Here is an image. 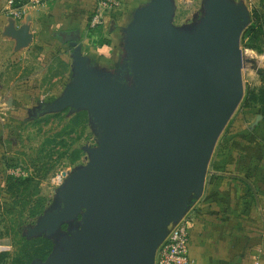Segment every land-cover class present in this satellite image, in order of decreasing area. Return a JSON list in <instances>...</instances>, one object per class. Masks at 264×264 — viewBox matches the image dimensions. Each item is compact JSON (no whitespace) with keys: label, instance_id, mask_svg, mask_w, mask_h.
<instances>
[{"label":"water","instance_id":"95a60500","mask_svg":"<svg viewBox=\"0 0 264 264\" xmlns=\"http://www.w3.org/2000/svg\"><path fill=\"white\" fill-rule=\"evenodd\" d=\"M173 16L174 0L138 7L116 73L89 66L77 31L64 38L75 78L55 106L87 109L99 144L67 174L62 205L34 230L54 233L80 215L81 227L35 264H155L169 225L202 195L218 139L244 96L240 39L249 16L232 0H207L191 29ZM15 33L21 45L33 38L25 27Z\"/></svg>","mask_w":264,"mask_h":264},{"label":"rangeland","instance_id":"374dc122","mask_svg":"<svg viewBox=\"0 0 264 264\" xmlns=\"http://www.w3.org/2000/svg\"><path fill=\"white\" fill-rule=\"evenodd\" d=\"M232 1L244 7L249 16L240 39L245 52L244 96L230 119L234 121L247 109L252 114L262 110L259 104L248 105L246 98L264 88V75L258 72L264 69V0ZM206 2L174 0V25L194 27L205 13ZM111 27L109 22L100 40L111 41L100 52L104 59L113 58L114 47H124L125 34L118 39ZM73 49L67 41L64 47L55 46L49 53L32 49L23 54L18 64L24 68L17 72L25 76L21 80L28 81L26 95L7 101L8 108L0 112V264L44 261L62 247L63 238L81 227L80 215L54 233L34 230L41 217L62 205L58 192L62 183L54 180L56 175L86 165L90 160L88 149L99 144V127L87 109L67 106L59 110L55 106L75 78ZM124 58V53L117 54L116 69L102 67L91 58L89 66L116 73L123 68ZM225 131L226 127L221 135Z\"/></svg>","mask_w":264,"mask_h":264},{"label":"crops","instance_id":"0c3cea01","mask_svg":"<svg viewBox=\"0 0 264 264\" xmlns=\"http://www.w3.org/2000/svg\"><path fill=\"white\" fill-rule=\"evenodd\" d=\"M149 1L124 0L106 17L103 28L89 34L95 0H50L36 7L28 5L21 19L9 14V0H0V112L8 108L5 104L9 99L14 102L26 95L28 81L21 80L25 76L17 72L24 68L18 64L21 56L32 49L49 53L55 46L64 47L67 33L78 32L83 55L114 69L117 54H123L124 47H114L113 58L100 56L107 47L105 43H111L100 41L103 29L110 22L111 31L121 38L134 11ZM24 27L33 38L21 45L15 32ZM248 110L226 126L208 166L204 191L193 203L197 214L190 229L191 264L264 262V115Z\"/></svg>","mask_w":264,"mask_h":264},{"label":"built area","instance_id":"2783aa9c","mask_svg":"<svg viewBox=\"0 0 264 264\" xmlns=\"http://www.w3.org/2000/svg\"><path fill=\"white\" fill-rule=\"evenodd\" d=\"M50 0H9L7 8L9 14L21 19L25 14V7L40 6ZM124 0H95L94 9L88 22V30L96 31L106 24V17L115 13L123 4ZM61 171L55 177L57 183H63L67 174ZM197 210L195 205L187 210L184 216L175 224H170L168 234L158 246L155 255V264H191L189 255L190 229L196 221ZM255 264H264L257 260Z\"/></svg>","mask_w":264,"mask_h":264},{"label":"trees","instance_id":"16d2710c","mask_svg":"<svg viewBox=\"0 0 264 264\" xmlns=\"http://www.w3.org/2000/svg\"><path fill=\"white\" fill-rule=\"evenodd\" d=\"M261 75H264V69H259L258 71ZM247 104H259L262 106V110L260 111L264 115V88L259 91V93L251 92L250 95L246 98ZM46 246L49 245L47 241H45ZM37 254V253H35Z\"/></svg>","mask_w":264,"mask_h":264},{"label":"bare ground","instance_id":"6f19581e","mask_svg":"<svg viewBox=\"0 0 264 264\" xmlns=\"http://www.w3.org/2000/svg\"><path fill=\"white\" fill-rule=\"evenodd\" d=\"M62 174L66 175V174H68V172H65V171H64V172H62Z\"/></svg>","mask_w":264,"mask_h":264},{"label":"flooded vegetation","instance_id":"af4514ba","mask_svg":"<svg viewBox=\"0 0 264 264\" xmlns=\"http://www.w3.org/2000/svg\"><path fill=\"white\" fill-rule=\"evenodd\" d=\"M124 63H125V62H124ZM115 68H116V67H115ZM115 68H114V69H115Z\"/></svg>","mask_w":264,"mask_h":264}]
</instances>
